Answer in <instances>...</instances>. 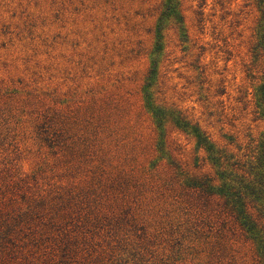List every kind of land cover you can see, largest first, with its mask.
I'll use <instances>...</instances> for the list:
<instances>
[{
  "label": "rangeland",
  "instance_id": "374dc122",
  "mask_svg": "<svg viewBox=\"0 0 264 264\" xmlns=\"http://www.w3.org/2000/svg\"><path fill=\"white\" fill-rule=\"evenodd\" d=\"M235 190L264 214V0H0V206L69 201L101 264H258Z\"/></svg>",
  "mask_w": 264,
  "mask_h": 264
},
{
  "label": "trees",
  "instance_id": "16d2710c",
  "mask_svg": "<svg viewBox=\"0 0 264 264\" xmlns=\"http://www.w3.org/2000/svg\"><path fill=\"white\" fill-rule=\"evenodd\" d=\"M187 186L191 187L188 183ZM208 191L213 192L211 188H208ZM238 192L235 190L222 194L225 206L233 216V223L235 222L242 235L252 243L256 262L264 264V220L260 221L264 218L263 209H257L258 214L254 218L246 211ZM47 202L41 197L34 205L30 202L25 211L15 214L13 211L5 210V206H0V264H15L17 254L23 257L21 264H101L102 260L92 257L90 250L85 247L88 242L79 239L78 242L74 235L70 236V232H58V223L55 219H58V215L64 217L60 212L68 208L69 201L66 200L60 205L51 204L49 210L45 208ZM86 219L84 221L89 223L90 221ZM110 230L114 231L115 227ZM53 231H57L56 237L51 235ZM49 240L55 246L56 252L51 253L54 252L51 248L49 252L46 250L40 252L42 244ZM29 246L30 248L26 249ZM82 249L86 250L85 256H80ZM50 256L53 257L48 258Z\"/></svg>",
  "mask_w": 264,
  "mask_h": 264
}]
</instances>
